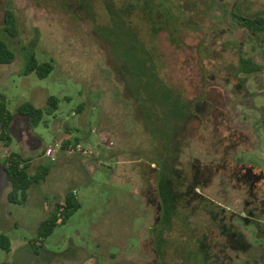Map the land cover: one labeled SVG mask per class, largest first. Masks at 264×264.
Segmentation results:
<instances>
[{"label": "rangeland", "instance_id": "1", "mask_svg": "<svg viewBox=\"0 0 264 264\" xmlns=\"http://www.w3.org/2000/svg\"><path fill=\"white\" fill-rule=\"evenodd\" d=\"M170 2L183 23L176 41L157 36L161 78L190 116L168 147L157 139L160 166L136 99V30L121 24L135 12L119 15L112 0H0V40L16 55L0 65V100L11 113L1 150L11 145L7 158L37 179L6 210L12 220L0 219L17 246L13 263L0 249V264H195L182 228L200 264H264V29L235 15L264 19V0ZM32 56L53 65L48 77L26 75ZM25 103L42 111L37 127L19 112ZM23 142L27 157L15 152ZM3 160L0 217L10 186ZM162 193L175 200L169 233L179 243L164 261L152 236ZM69 194L81 209L41 241V222Z\"/></svg>", "mask_w": 264, "mask_h": 264}, {"label": "trees", "instance_id": "2", "mask_svg": "<svg viewBox=\"0 0 264 264\" xmlns=\"http://www.w3.org/2000/svg\"><path fill=\"white\" fill-rule=\"evenodd\" d=\"M112 2L115 5L113 7L115 8L114 10L119 15L122 12H128L130 9L135 12L132 20L129 18L120 22L122 25L127 23L130 28L136 30H132L134 31V36H131L133 47H130L134 60L138 64L137 73L133 72L132 74V76L137 77L136 83H138L139 87L136 99L140 100L141 106L143 105L142 107L146 114L144 119L146 121L147 131L151 134L152 145L154 151L157 153L156 160L152 163L161 166V162L157 160V139L162 142L166 140L165 142L167 143V140L172 138L174 133L179 129L180 123L189 118L190 113L188 112V104L185 105L177 88L164 83L161 78L160 69L164 70L167 68L163 54L158 47L157 36L160 31L164 30L169 33L170 37L174 38V33L178 32V28L183 23L181 20L182 17L173 7L167 5L169 3L171 4L170 0H112ZM108 10L112 11L110 5H108ZM235 15L244 22L259 29H264V19H253L236 13ZM176 39L177 37L174 38L175 41ZM144 43L147 45H144ZM15 58V53L3 40H0V65L11 64L15 61ZM52 69L53 65L49 63L39 64L37 59L32 56L26 69V75L36 72L41 79H44L48 77ZM49 100L55 107L58 106L59 101L56 97L52 96ZM19 112L31 119L34 127H37L43 119L42 111L36 109L31 103L23 104L19 108ZM8 118H11V113L1 99L0 125L2 132L0 133V141L5 140V129L8 126ZM166 143L164 146L168 147L169 143ZM9 162V166H3L8 182L12 187L8 199L11 203L19 204L26 200L29 189L35 181L37 182V179H32L24 167L21 168V162L14 159H9ZM160 199L163 214L154 226L152 236L155 241V250L158 259L164 261L166 251L173 245H179V243L177 244L176 241L178 239L172 237L169 233V230H173L175 227V224H173L175 200L170 194L166 193H162ZM80 209L81 204L76 201L73 194H69L66 198L65 206L59 205L54 214L41 222L38 228L39 239L45 241L54 233L59 225H65L72 214ZM61 211L64 213L63 219L60 218L62 216ZM181 230L183 232V235L181 233L180 237L183 243H181L182 248L185 250L187 256L192 258L195 264H200L201 262L199 263L197 259L198 255L195 248L189 243V236L186 235L189 233L188 230H184L183 228ZM0 249L6 253L11 252L12 243L10 238L5 234H0Z\"/></svg>", "mask_w": 264, "mask_h": 264}, {"label": "crops", "instance_id": "3", "mask_svg": "<svg viewBox=\"0 0 264 264\" xmlns=\"http://www.w3.org/2000/svg\"><path fill=\"white\" fill-rule=\"evenodd\" d=\"M2 145H4L3 144V141L2 142H0V158L1 159H4L3 161L5 162L4 164H3V166L4 165H6V166H9L10 164L8 163L9 162V159L7 158V153H11L10 151H12V148H11V145H7V146H5L4 147V149L3 150H1L2 148ZM26 144L23 142V143H19L18 144V150L17 151H15L14 149V151L18 154V155H20V156H24V157H27L28 156V154H29V152H30V146L29 145H26ZM6 158H7V160H6ZM3 169V168H2ZM4 170V169H3ZM5 172V171H4ZM7 177V176H6ZM8 180V179H7ZM9 183V182H8ZM10 185V184H9ZM8 187V186H7ZM12 191V187H11V185L7 188V190H6V193H5V195H4V198H3V204H4V206H5V212H4V214H3V216L1 215V217H0V219H2L3 217H5V218H9L10 220H12V217H11V213L10 212H6V210H8V209H11V207H12V205H14V206H20V205H16L15 203H11L10 201H9V199H8V196H9V193ZM21 223H20V221L19 220H17V219H15L12 223H11V228H18L17 226L18 225H20ZM0 234H5V235H7L9 238H10V240H11V243H12V249H11V252L10 253H7V255H8V258L5 260V262L6 263H13V255L15 256V254H16V251H17V246L15 245V243H14V238L13 237H11V235H9V233H0ZM5 252V251H4Z\"/></svg>", "mask_w": 264, "mask_h": 264}, {"label": "built area", "instance_id": "4", "mask_svg": "<svg viewBox=\"0 0 264 264\" xmlns=\"http://www.w3.org/2000/svg\"><path fill=\"white\" fill-rule=\"evenodd\" d=\"M56 147H60L58 144L56 145ZM52 151H53V148H50L48 151H47V155L49 156V155H51V153H52ZM66 151H68V152H75V149L72 147V146H70L68 149H66ZM7 157H9L10 156V153H7V155H6ZM9 164H10V162H8Z\"/></svg>", "mask_w": 264, "mask_h": 264}]
</instances>
